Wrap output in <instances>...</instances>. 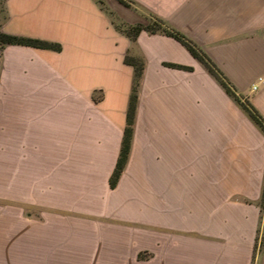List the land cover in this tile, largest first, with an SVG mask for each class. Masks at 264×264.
<instances>
[{
  "label": "crops",
  "instance_id": "crops-1",
  "mask_svg": "<svg viewBox=\"0 0 264 264\" xmlns=\"http://www.w3.org/2000/svg\"><path fill=\"white\" fill-rule=\"evenodd\" d=\"M132 1L0 0L4 30L63 44L2 50L0 264L253 263L264 132L180 40L122 23L184 32L264 118V0Z\"/></svg>",
  "mask_w": 264,
  "mask_h": 264
},
{
  "label": "trees",
  "instance_id": "trees-1",
  "mask_svg": "<svg viewBox=\"0 0 264 264\" xmlns=\"http://www.w3.org/2000/svg\"><path fill=\"white\" fill-rule=\"evenodd\" d=\"M121 1L125 3L124 0ZM155 23H159V25L156 26L157 24L155 25ZM143 29H147V31H151V32H156L158 30L164 31L166 32V34L177 38L183 44H185V46L194 54V56L199 60H201L204 63V65L212 73L215 74V76L221 81V83L230 93V95H232L236 100H238L241 103V106L248 112L249 117L256 124V126H258L264 132V118L261 116V114L258 113L257 109H255L248 102V100L242 97L241 93L237 92V89L227 79L223 71L213 62L211 58H209L208 54L204 51L201 45H199L193 39L186 36V34L181 30L169 26L163 18L158 16H154L152 22H148V23L138 22L132 24L129 28L128 27L125 28V30L128 32V35L133 39ZM11 43L29 44L35 47H47L54 50H61L63 48L62 42L59 41H52L47 38L8 32L3 29L2 24L0 23V69H1L2 50H4V48ZM125 60L127 61V63H130L135 67V73L133 76L132 91L130 92V96H129L127 125L123 132L122 146L119 151L116 167L114 168L110 177V183L112 186H115L117 184L122 170L125 169L129 156V151L131 150L135 112L137 111L140 80L142 73H144V67H145L144 60L141 57L126 54ZM166 64L171 66H179V67L185 66L183 64L174 63V62H167ZM185 67H189V66H185ZM262 198H264V181H263V189H262Z\"/></svg>",
  "mask_w": 264,
  "mask_h": 264
},
{
  "label": "rangeland",
  "instance_id": "rangeland-1",
  "mask_svg": "<svg viewBox=\"0 0 264 264\" xmlns=\"http://www.w3.org/2000/svg\"><path fill=\"white\" fill-rule=\"evenodd\" d=\"M109 1H111V0H109ZM116 1L122 2L121 0H116ZM124 1H125V3L122 2L123 4H126L128 6L133 5L132 0H124ZM0 4H1V2H0ZM152 21H153V17H151L148 22H152ZM122 24H124L125 27H128V28L132 25V24H128L125 22H123ZM155 25L158 26L159 23H155ZM242 97L247 100L246 97H244V96H242ZM259 208H260V214L261 215L259 218V226H258L257 236L255 239V250H254L253 263L252 264H260L259 263L260 257H261V255L264 254V198H260Z\"/></svg>",
  "mask_w": 264,
  "mask_h": 264
},
{
  "label": "built area",
  "instance_id": "built-area-1",
  "mask_svg": "<svg viewBox=\"0 0 264 264\" xmlns=\"http://www.w3.org/2000/svg\"><path fill=\"white\" fill-rule=\"evenodd\" d=\"M260 84H264V77H259L258 80L252 85V89L258 88Z\"/></svg>",
  "mask_w": 264,
  "mask_h": 264
}]
</instances>
